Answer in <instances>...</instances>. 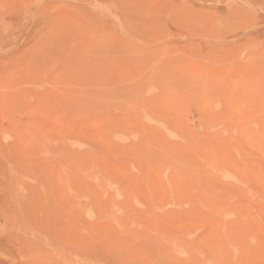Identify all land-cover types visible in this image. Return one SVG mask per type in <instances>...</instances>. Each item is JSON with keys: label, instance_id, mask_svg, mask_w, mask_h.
Wrapping results in <instances>:
<instances>
[{"label": "rangeland", "instance_id": "374dc122", "mask_svg": "<svg viewBox=\"0 0 264 264\" xmlns=\"http://www.w3.org/2000/svg\"><path fill=\"white\" fill-rule=\"evenodd\" d=\"M181 260L264 264V0H0V264Z\"/></svg>", "mask_w": 264, "mask_h": 264}, {"label": "bare ground", "instance_id": "6f19581e", "mask_svg": "<svg viewBox=\"0 0 264 264\" xmlns=\"http://www.w3.org/2000/svg\"><path fill=\"white\" fill-rule=\"evenodd\" d=\"M208 242H210V241H208ZM210 244H211V243H210ZM155 247H156V246H155ZM160 247H161V246H160ZM215 247H216V246H215ZM162 248H163V247H162ZM157 249L160 250V248H157ZM209 249H210V248H209ZM154 251H155V250H154ZM147 252H149V251L147 250ZM157 252L160 253L161 251H157ZM163 252H164V251H163ZM145 253H146V252H145ZM151 253H152V252H151ZM154 253H155V252H154ZM161 253H162V252H161ZM105 254H106V253H105ZM152 254H153V253H152ZM165 255H166V254H165ZM167 255H168V254H167ZM167 255H166V256H167ZM148 256H149V255H148ZM160 257H162L161 254H160ZM167 257H168V256H167ZM190 257H191V256H190ZM146 258H147V257H146ZM173 259H174V258H173ZM173 259H172V260H173ZM149 260H151V259H149ZM174 260H175V259H174ZM196 260H197V259H196ZM163 261H164V260H163ZM165 261H166V260H165ZM165 261H164V262H165ZM168 261H169V260H168ZM177 261H178V260H177ZM177 261H176V262H177ZM181 262L184 263L183 260H181ZM174 263H175V262H174ZM179 263H180V262H179ZM188 263H189V262H188ZM180 264H181V263H180ZM184 264H185V263H184ZM189 264H191V263H189ZM196 264H197V263H196Z\"/></svg>", "mask_w": 264, "mask_h": 264}]
</instances>
